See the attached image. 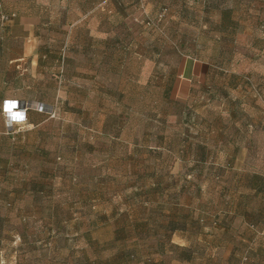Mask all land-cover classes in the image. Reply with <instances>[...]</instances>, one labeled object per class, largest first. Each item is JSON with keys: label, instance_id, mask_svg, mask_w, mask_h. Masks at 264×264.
<instances>
[{"label": "rangeland", "instance_id": "1", "mask_svg": "<svg viewBox=\"0 0 264 264\" xmlns=\"http://www.w3.org/2000/svg\"><path fill=\"white\" fill-rule=\"evenodd\" d=\"M2 3L16 14L0 22V103L20 97L28 120L0 111V260L228 264L234 246L244 253L254 230L212 216L213 166L188 178L196 164L184 158L188 143L214 162L259 138L264 0ZM190 57L209 68L179 99Z\"/></svg>", "mask_w": 264, "mask_h": 264}, {"label": "crops", "instance_id": "2", "mask_svg": "<svg viewBox=\"0 0 264 264\" xmlns=\"http://www.w3.org/2000/svg\"><path fill=\"white\" fill-rule=\"evenodd\" d=\"M11 10H15L19 15L22 13L17 6L11 7ZM208 68V63L190 57L182 66L181 80L179 85L177 84L175 87L176 97L188 99L194 85L205 81ZM7 98H18L23 101L18 96L5 97L0 103L1 112L2 103ZM249 128L253 129L251 132L259 133L260 135L259 138L257 136L254 137L248 149L244 148L236 153L227 151L223 153V157L215 159L214 162H210L212 159L208 161L205 153L199 155L198 151L195 152L194 148L191 149L194 143L186 145L184 160H192L196 164L192 171L187 172L188 178L193 174L197 176L205 175V165L208 163L213 166L210 169V175H213L218 180L216 192L221 193V196L217 202L220 208L215 206L218 210L213 211L214 215L212 216H217L221 220L222 218L224 220H228L227 218L235 219V222L248 224L254 230L248 237L241 238L244 246L241 248L244 249V253L239 255V249L236 246L233 247L230 257L227 259L228 264L234 261V264H264V188H260V183H257L259 180L264 182V121L251 123ZM258 144L260 145L259 147ZM248 150L249 153H247ZM259 161L261 162L259 163ZM189 187L187 184L182 185L183 191H188ZM249 195L256 198L255 210L249 209ZM207 200L211 201V199H206V203L209 205L213 202L210 203ZM228 207L229 210L226 209ZM247 217H250V219H247ZM23 238L26 237L23 236ZM244 259L248 261L244 262ZM0 264L4 263L0 260Z\"/></svg>", "mask_w": 264, "mask_h": 264}, {"label": "built area", "instance_id": "3", "mask_svg": "<svg viewBox=\"0 0 264 264\" xmlns=\"http://www.w3.org/2000/svg\"><path fill=\"white\" fill-rule=\"evenodd\" d=\"M14 16V13H7L3 10V3L2 0H0V22L4 23L10 21ZM18 103L21 104V108L18 107ZM2 112L6 115L8 123L28 120V108L25 102H21L18 99H5L2 105Z\"/></svg>", "mask_w": 264, "mask_h": 264}, {"label": "trees", "instance_id": "4", "mask_svg": "<svg viewBox=\"0 0 264 264\" xmlns=\"http://www.w3.org/2000/svg\"><path fill=\"white\" fill-rule=\"evenodd\" d=\"M7 99H11V98H7ZM18 100L21 101L20 99H18ZM21 102H23V101H21ZM2 105H3V103H2ZM257 183H260V185H259L260 188H264V182H262V181L259 180ZM247 219H250V217H247Z\"/></svg>", "mask_w": 264, "mask_h": 264}, {"label": "clouds", "instance_id": "5", "mask_svg": "<svg viewBox=\"0 0 264 264\" xmlns=\"http://www.w3.org/2000/svg\"><path fill=\"white\" fill-rule=\"evenodd\" d=\"M17 105H19V103Z\"/></svg>", "mask_w": 264, "mask_h": 264}]
</instances>
